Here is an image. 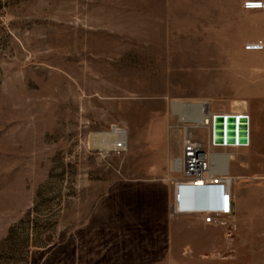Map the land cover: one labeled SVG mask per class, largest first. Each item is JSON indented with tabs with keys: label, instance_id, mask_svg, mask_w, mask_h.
Returning a JSON list of instances; mask_svg holds the SVG:
<instances>
[{
	"label": "rangeland",
	"instance_id": "obj_1",
	"mask_svg": "<svg viewBox=\"0 0 264 264\" xmlns=\"http://www.w3.org/2000/svg\"><path fill=\"white\" fill-rule=\"evenodd\" d=\"M245 1L0 0V264H264V49L245 50L264 9ZM173 101L249 117L247 146L213 150L237 172L225 224L170 214L185 129L208 140Z\"/></svg>",
	"mask_w": 264,
	"mask_h": 264
},
{
	"label": "built area",
	"instance_id": "obj_2",
	"mask_svg": "<svg viewBox=\"0 0 264 264\" xmlns=\"http://www.w3.org/2000/svg\"><path fill=\"white\" fill-rule=\"evenodd\" d=\"M243 8L246 10H260L264 9V2L262 0H246L243 3ZM264 49V42L255 43L252 46H246L245 50L248 51H259ZM216 114V113H215ZM215 114H209L208 116L201 119L200 122H196V128L208 129V140L207 143L202 142L199 139L193 137L188 130L185 129V136L183 138L181 154L174 160L176 169L181 174V181L176 184L175 203L176 205L171 209V216L181 212L196 213L202 218L204 224H225V218L233 212V199L230 192L231 181L223 177V174L211 173L212 165L214 164L211 158V152L217 148H234L243 147L249 144V135L247 144H241L238 142V125H236L235 131V143L228 144L224 139L221 144H215L213 141V116ZM219 114V113H217ZM247 116L246 114H239ZM236 115V116H239ZM249 125V117L247 116ZM112 149L121 153L127 148V136L124 133L123 136L112 138L111 142ZM182 187H192L195 189H203L209 187H218L220 189L219 206L217 208L208 209H190V210H179L178 206L181 202Z\"/></svg>",
	"mask_w": 264,
	"mask_h": 264
},
{
	"label": "bare ground",
	"instance_id": "obj_3",
	"mask_svg": "<svg viewBox=\"0 0 264 264\" xmlns=\"http://www.w3.org/2000/svg\"><path fill=\"white\" fill-rule=\"evenodd\" d=\"M252 45H254V44H250L248 46H252ZM172 109L175 112L179 113V120L180 121L193 120L194 122H200L201 119L208 116L209 106L205 102L185 103V102L173 101ZM228 114H233L236 116V115H239L240 113L236 112V113H228ZM228 114H222V115H228ZM241 114H244V113H241ZM125 132H126L125 130L116 128V129L112 130L111 134H113V136H115V137L116 136L119 137L120 135L123 136ZM103 135L105 136V134H102V133L101 134H95L93 136L94 137L93 142L95 144L98 143L99 142V141H97V139H99L98 136H103ZM211 158L214 161V164L212 165V168H211V173H213V174L218 173L220 175L228 174L229 163H230V160L232 158L231 154H229V153L219 154V153L211 152ZM172 168L174 170L177 169L176 166L174 165V163L172 164ZM227 180L229 181L230 179L227 178Z\"/></svg>",
	"mask_w": 264,
	"mask_h": 264
},
{
	"label": "water",
	"instance_id": "obj_4",
	"mask_svg": "<svg viewBox=\"0 0 264 264\" xmlns=\"http://www.w3.org/2000/svg\"><path fill=\"white\" fill-rule=\"evenodd\" d=\"M236 125H238V142L241 144H247L249 135L247 116L215 114L213 116L212 127L214 143L221 144L225 134L226 143L234 144Z\"/></svg>",
	"mask_w": 264,
	"mask_h": 264
},
{
	"label": "crops",
	"instance_id": "obj_5",
	"mask_svg": "<svg viewBox=\"0 0 264 264\" xmlns=\"http://www.w3.org/2000/svg\"><path fill=\"white\" fill-rule=\"evenodd\" d=\"M263 1V0H262ZM264 2V1H263ZM244 11H252V10H246L243 8ZM263 29H264V24H263ZM262 38L264 39V31L262 34ZM231 160H234L233 156ZM230 160V161H231ZM231 176L235 177L237 176V172L233 166L229 169ZM201 190L203 189H195L192 187H182L181 193L183 195V200L179 204V208L181 210H190V209H208V208H217L219 206V199H220V189L218 187H212V191L209 197V207L201 206L199 204H195L198 202L199 198L201 197ZM230 192L232 195L233 199V204H234V211L236 209V193H237V188L234 186H231Z\"/></svg>",
	"mask_w": 264,
	"mask_h": 264
},
{
	"label": "trees",
	"instance_id": "obj_6",
	"mask_svg": "<svg viewBox=\"0 0 264 264\" xmlns=\"http://www.w3.org/2000/svg\"><path fill=\"white\" fill-rule=\"evenodd\" d=\"M212 187H209V188H203V190H201V197L199 198L198 202L195 203V204H199L201 206H205L206 208L209 207V197H210V194H211V190ZM183 200V195H182V198H181V202Z\"/></svg>",
	"mask_w": 264,
	"mask_h": 264
}]
</instances>
